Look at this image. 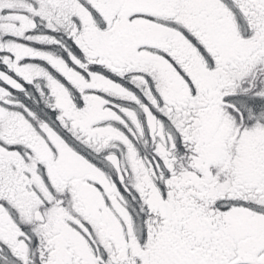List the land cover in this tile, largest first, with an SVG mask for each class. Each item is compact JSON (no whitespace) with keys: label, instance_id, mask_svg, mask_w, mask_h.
<instances>
[{"label":"snow or ice","instance_id":"6c2138e0","mask_svg":"<svg viewBox=\"0 0 264 264\" xmlns=\"http://www.w3.org/2000/svg\"><path fill=\"white\" fill-rule=\"evenodd\" d=\"M0 264H264V0H0Z\"/></svg>","mask_w":264,"mask_h":264}]
</instances>
